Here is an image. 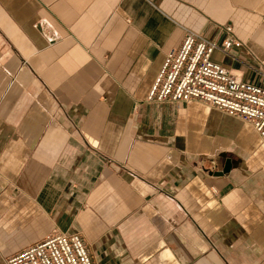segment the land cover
<instances>
[{"label":"crops","instance_id":"crops-1","mask_svg":"<svg viewBox=\"0 0 264 264\" xmlns=\"http://www.w3.org/2000/svg\"><path fill=\"white\" fill-rule=\"evenodd\" d=\"M227 27L243 45L213 61L264 88V0H0V264L55 232L95 264H264L259 133L148 99Z\"/></svg>","mask_w":264,"mask_h":264},{"label":"built area","instance_id":"built-area-1","mask_svg":"<svg viewBox=\"0 0 264 264\" xmlns=\"http://www.w3.org/2000/svg\"><path fill=\"white\" fill-rule=\"evenodd\" d=\"M220 46L188 34L179 51L170 52L148 96L159 102L200 101L252 125L264 141V88L242 81L213 61L220 51L229 55L242 47L231 27ZM7 264H95L78 234L53 233L7 260Z\"/></svg>","mask_w":264,"mask_h":264},{"label":"water","instance_id":"water-1","mask_svg":"<svg viewBox=\"0 0 264 264\" xmlns=\"http://www.w3.org/2000/svg\"><path fill=\"white\" fill-rule=\"evenodd\" d=\"M230 167H231V164H230L229 161H227V163H226L224 169H223L221 172H216V173H214V174H215L216 176H222L223 174H225V173H227V172L229 171Z\"/></svg>","mask_w":264,"mask_h":264}]
</instances>
